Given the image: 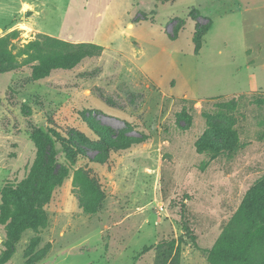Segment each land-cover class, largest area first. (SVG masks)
Instances as JSON below:
<instances>
[{"label":"rangeland","instance_id":"1","mask_svg":"<svg viewBox=\"0 0 264 264\" xmlns=\"http://www.w3.org/2000/svg\"><path fill=\"white\" fill-rule=\"evenodd\" d=\"M247 3L244 17L229 14ZM209 21L196 52V29ZM13 30L0 51V264H169L177 251L180 264H211L206 250L264 185L263 114L215 108L264 91V0H0V38ZM43 34L104 50L36 78L39 62L24 49ZM229 120L235 139L222 131ZM43 124L55 129L69 174L43 207L45 224L14 243L2 193L29 174L31 134ZM205 136L227 149L215 158L200 151ZM83 204L100 206L90 213Z\"/></svg>","mask_w":264,"mask_h":264},{"label":"trees","instance_id":"2","mask_svg":"<svg viewBox=\"0 0 264 264\" xmlns=\"http://www.w3.org/2000/svg\"><path fill=\"white\" fill-rule=\"evenodd\" d=\"M190 17L196 20L194 13H190ZM211 25L212 21H209L203 30L198 25L194 38L196 52L202 48L204 37ZM18 33V30H13L1 37L0 51L7 50L11 40ZM41 36L29 42L24 49V53L28 55L27 60L39 62L33 71L36 78L47 75L48 71L53 68H71L82 58L100 55L104 50L102 45L92 42L72 44L48 34ZM252 105L256 107L254 110L256 109L258 113L263 114L257 119L258 125L264 126L263 90L240 93L229 98V100L218 99L215 108L221 114H229L235 118L234 112L240 109H247L248 111ZM233 124L229 120V123L224 125L229 127L223 128L222 131L228 137L231 136L235 139L238 129L233 128ZM212 125L218 126L217 124ZM212 125L211 127H213ZM209 132L211 131L209 130ZM31 138L36 145L37 155L29 174L17 186L14 188L6 187L2 193L1 221H6V215L12 218L6 227V233L8 240L14 243L20 239L21 234L26 229L38 228L45 224L46 218L43 207L50 201L52 191L61 186L69 174V168L58 159V136L53 127L43 124L32 132ZM100 139H103L101 135ZM103 142L109 150L122 148L121 144L114 140L108 143L103 140ZM218 142L216 143L215 140L205 136L198 142L197 147L200 151L211 153L212 158H215L227 149V144L224 141ZM62 144L67 161L74 164L71 160L73 159L71 150L66 147L64 141ZM69 145L72 147L74 144L71 142ZM75 148L78 149V146ZM78 154L83 155L84 153L80 151ZM93 161L101 162V158H95ZM75 180L91 190L94 186L93 179L80 170L75 171ZM11 203L14 210L9 209ZM83 206L87 212L94 213L97 212L100 205L83 204ZM185 230L188 235H191L193 239L195 238L188 225H185ZM173 247L174 242H169L168 249L171 253ZM147 250L148 247H144L143 251ZM206 256L211 264H264V185L256 186L252 194L236 211L212 248L206 250ZM169 264H180L178 251L175 252Z\"/></svg>","mask_w":264,"mask_h":264},{"label":"crops","instance_id":"3","mask_svg":"<svg viewBox=\"0 0 264 264\" xmlns=\"http://www.w3.org/2000/svg\"><path fill=\"white\" fill-rule=\"evenodd\" d=\"M24 3H28V2H23V5H24ZM248 9H249V3L242 5V7L237 8L236 10L230 12L229 14L235 13L237 11L240 17H244L245 16V13L248 11ZM22 24H24V23H21V25ZM130 24L132 25V27L135 26V24H133V23H129V25ZM171 82H172V80H171ZM175 84H171V86H175ZM174 88H176V86L175 87H172V89H171L172 92H174ZM184 94H187V93H184Z\"/></svg>","mask_w":264,"mask_h":264},{"label":"bare ground","instance_id":"4","mask_svg":"<svg viewBox=\"0 0 264 264\" xmlns=\"http://www.w3.org/2000/svg\"><path fill=\"white\" fill-rule=\"evenodd\" d=\"M25 7H26V8H30L29 4H28V5H25ZM22 26H23L24 28H27V27H28L27 24H23Z\"/></svg>","mask_w":264,"mask_h":264}]
</instances>
